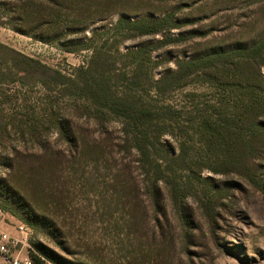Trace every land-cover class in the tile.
I'll use <instances>...</instances> for the list:
<instances>
[{"label":"rangeland","instance_id":"1","mask_svg":"<svg viewBox=\"0 0 264 264\" xmlns=\"http://www.w3.org/2000/svg\"><path fill=\"white\" fill-rule=\"evenodd\" d=\"M131 7L134 18L167 14L176 27L140 36L117 29L113 14L62 30L52 45L0 27V184L15 188L11 158L21 166L44 151L61 166L82 158L64 206L28 213L23 193L0 187V227L15 233L25 225L27 253L43 264H264V48L247 55L264 40V0ZM215 54L217 64L200 65ZM198 60L204 67L192 74L187 64ZM209 76L217 88L205 83ZM142 110L160 142L152 139L147 155L135 149ZM207 115L223 126L227 146L207 147L198 127ZM117 172L139 187L133 217L106 199Z\"/></svg>","mask_w":264,"mask_h":264},{"label":"trees","instance_id":"2","mask_svg":"<svg viewBox=\"0 0 264 264\" xmlns=\"http://www.w3.org/2000/svg\"><path fill=\"white\" fill-rule=\"evenodd\" d=\"M132 1L134 0H0V27L7 28L14 33L32 38L46 45L59 43V35L66 28L74 29L79 26L83 28L92 21L104 20L113 14L119 15L115 23L117 29L124 30L127 33L134 32L140 36L162 35L176 27L173 18L167 14L160 17L145 16L139 19L130 16L127 12L134 13V11H137L131 7ZM133 13L130 14L132 15ZM263 48L264 40L261 44L247 51L249 53L247 55L254 57ZM220 57L215 54L202 60V62L201 60L190 62L187 64V69L192 74L198 73L204 67L200 65H215ZM199 62L201 64L197 66ZM5 76V70L0 69V85L4 84ZM15 81L16 79L14 78L12 82ZM205 83L209 84L210 87L217 88V77L213 76L210 78L209 76ZM7 99L5 98V101ZM213 112L217 117L216 111ZM136 115L135 119H137V122L133 127L137 131L134 137L137 143L135 149L140 151L141 154L147 155L148 148L153 149L154 143L151 142L152 139L156 143H160L159 136L156 132H148L146 122L151 120L152 114L150 111L142 110L137 112ZM213 118V115L200 117L198 125L203 135L207 138L205 140L207 141V147L211 150L212 147L217 149V141L220 147L228 145V142L221 143L224 137L223 126L219 124V120H214ZM17 123H23L27 127V131L33 135L39 131L37 126H26V121H18ZM0 128L2 131L5 130V126H0ZM13 128L24 129L19 125H13ZM20 133L24 134L22 130ZM152 134L153 136H151ZM137 135L140 139L137 138ZM74 144L76 150L81 149L79 141L74 142ZM36 148L40 149L38 146ZM93 148L94 155L89 159L88 163L90 167L96 169L100 155L96 152L98 149L96 147ZM12 151L15 155L17 154L14 148ZM46 153L44 151L43 156L40 155L39 160L42 162L30 160L22 164V166L17 163L16 158H11L7 169L11 172L10 180L15 188L0 184L6 195L14 192V190L18 191V193H23L28 200V213H30V210L43 211L42 208L46 207L64 206L65 202L71 201L70 196H75V189L72 186L77 179H80V176L77 178L76 175L77 169L82 166L80 161L82 158L77 157L73 159V162L68 161L65 165L62 163L61 166V162L58 160L44 158ZM159 161L153 162L159 166ZM158 173L160 174L159 171ZM109 181L111 184H109L107 189L108 196L106 197L108 203L119 204L122 210L126 212V215L133 217L141 202L139 187L131 175L120 172L110 176ZM154 186L157 188V179L154 180ZM62 187L65 188L63 189ZM8 208L12 212V209ZM24 221L27 226L34 229L36 225L34 220L29 218ZM30 257L37 264H43L33 255H30Z\"/></svg>","mask_w":264,"mask_h":264},{"label":"built area","instance_id":"3","mask_svg":"<svg viewBox=\"0 0 264 264\" xmlns=\"http://www.w3.org/2000/svg\"><path fill=\"white\" fill-rule=\"evenodd\" d=\"M4 215L0 209V216ZM1 223V221H0ZM15 233L0 227V264H36L27 253L28 232L25 225L14 226Z\"/></svg>","mask_w":264,"mask_h":264}]
</instances>
